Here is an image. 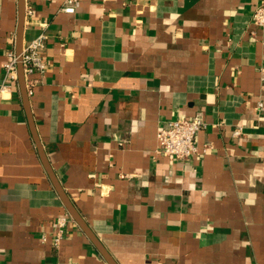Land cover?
Segmentation results:
<instances>
[{"label": "crops", "instance_id": "obj_1", "mask_svg": "<svg viewBox=\"0 0 264 264\" xmlns=\"http://www.w3.org/2000/svg\"><path fill=\"white\" fill-rule=\"evenodd\" d=\"M259 1L81 0L67 13L64 0H26L24 43L46 34L30 94L38 135L118 264H264ZM17 26L18 0H0V264H108L42 163L19 85L1 88ZM194 116L207 123L197 154L156 152L161 128Z\"/></svg>", "mask_w": 264, "mask_h": 264}, {"label": "built area", "instance_id": "obj_2", "mask_svg": "<svg viewBox=\"0 0 264 264\" xmlns=\"http://www.w3.org/2000/svg\"><path fill=\"white\" fill-rule=\"evenodd\" d=\"M64 3L63 10L67 13H74L80 6L81 0H64ZM253 21L256 25L264 26V0H260L257 3L253 12ZM45 42L46 34L44 31H41L33 40L24 44L23 63L29 94L32 93V87L35 82L32 75L35 73L42 74L47 68V63L43 57ZM6 57L4 69L5 80L8 82L2 84V89H9L12 85L18 84L17 55L15 49L8 50ZM258 106L262 108L263 103L260 102ZM206 125L207 123L201 116H194L191 118L179 117L169 121L167 125L161 128L157 133L158 147L156 152L173 159H189L198 153L199 147L197 144V135L201 129L206 127ZM242 134L243 127L241 126H238L233 130V136L238 137ZM69 221L70 218L68 214L58 216L54 220L53 244L55 246H58L64 238ZM41 238L43 241H46L47 236L42 234Z\"/></svg>", "mask_w": 264, "mask_h": 264}, {"label": "water", "instance_id": "obj_3", "mask_svg": "<svg viewBox=\"0 0 264 264\" xmlns=\"http://www.w3.org/2000/svg\"><path fill=\"white\" fill-rule=\"evenodd\" d=\"M26 0H18V26L16 31V42H15V52L17 55V67H18V85L20 88L22 102L27 114L28 122L30 125L31 133L38 149L40 158L42 163L54 184L63 204L65 205L66 209L68 210L69 214L72 218L79 224L82 230L86 233V235L90 238L92 243L98 249V251L103 255L105 260L108 264H118L116 260L112 257L100 239L96 236V234L92 231L89 227L87 222L84 220L76 206L73 204L72 200L64 190L63 186L61 185L60 181L58 180L52 165L46 155L44 150V146L40 140L38 135V131L36 129V124L34 121L32 108H31V101H30V94L28 92L27 82H26V75L24 72V63H23V49H24V27L26 22Z\"/></svg>", "mask_w": 264, "mask_h": 264}]
</instances>
